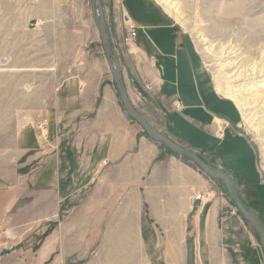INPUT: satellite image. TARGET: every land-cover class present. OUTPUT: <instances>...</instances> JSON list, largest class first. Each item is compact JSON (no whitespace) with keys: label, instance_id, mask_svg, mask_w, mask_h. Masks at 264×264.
<instances>
[{"label":"crops","instance_id":"0c3cea01","mask_svg":"<svg viewBox=\"0 0 264 264\" xmlns=\"http://www.w3.org/2000/svg\"><path fill=\"white\" fill-rule=\"evenodd\" d=\"M132 1L125 14L137 25V70L123 74L132 106L143 93L178 144L232 178L264 227V176L236 104L153 0ZM47 6L31 0L39 24ZM75 66L66 74L45 64V100L32 102L45 108L57 150L40 144L28 123L0 149V264H264L215 180L142 132L106 70Z\"/></svg>","mask_w":264,"mask_h":264},{"label":"rangeland","instance_id":"374dc122","mask_svg":"<svg viewBox=\"0 0 264 264\" xmlns=\"http://www.w3.org/2000/svg\"><path fill=\"white\" fill-rule=\"evenodd\" d=\"M47 1V20L45 18V23L39 24L37 16L31 17V0H0V65H4L0 69H19L0 72V149L11 148L16 128L28 123L40 144L57 150L59 143L56 137L51 139L49 135L50 123L45 118V108L32 104L46 97L45 77L48 78V71L42 69L45 64H58L57 72L69 70L66 74L73 72L77 64L87 69H104L111 79L110 84L116 89L94 23V1L52 0V4L51 0ZM173 1L178 3L179 21L171 18L153 0L171 24L188 36L217 88L236 104L241 114L238 128L253 145L259 170L264 176V0ZM100 3L117 65L122 76L124 74L130 78L137 70L136 55L130 51L137 25L132 23L131 18L123 22V16L128 17L125 7L132 8L134 2L100 0ZM31 68L40 70L33 72ZM105 74L102 84H106ZM27 83L34 87L31 93L24 91ZM132 84L137 83L133 81ZM38 87L42 91L33 93ZM150 87V84L146 85L147 89ZM139 94L142 97V100L139 99L140 107L136 105L133 108L152 129L177 142L166 130L163 115L145 102L143 93ZM45 120L46 140L39 137L37 125L44 122L45 132ZM136 123L149 137L141 124ZM152 140L168 151L169 148L162 142ZM182 159L191 162L188 158ZM214 180L217 184L214 188L216 194L226 198L225 204H230V210L240 216L228 197L224 183ZM242 221L246 234L250 236V243L260 247V239L254 229L243 218Z\"/></svg>","mask_w":264,"mask_h":264},{"label":"water","instance_id":"95a60500","mask_svg":"<svg viewBox=\"0 0 264 264\" xmlns=\"http://www.w3.org/2000/svg\"><path fill=\"white\" fill-rule=\"evenodd\" d=\"M93 1H94V5H93L94 23L101 37L102 48L104 51L106 63L109 67L112 78L115 81L116 90L119 94V98L126 112L129 114L131 118H133L136 122L141 124L142 128L146 131L149 137H151L156 141L162 142L169 149L173 150L181 157L190 159L191 162H193L199 169H201L210 178L221 180L224 183L228 197L235 206L237 212L240 214L243 220H245L247 224L254 229L255 233L258 235L264 254V227L243 201L241 194L239 193L236 184L232 180V178L228 174H226L223 170L210 166L207 162H205L201 158V156L195 150L183 146L181 144H178L177 142L171 140L169 137H166L165 135L152 129L149 123L145 120V118L141 116L133 108V106L130 103L129 97L127 95V90H126L125 82L123 80L122 73L117 65V61L113 52V48L111 45L109 33L107 31L106 22L103 16L100 0H93ZM95 3L97 10H95ZM95 11L99 13L98 17Z\"/></svg>","mask_w":264,"mask_h":264},{"label":"bare ground","instance_id":"6f19581e","mask_svg":"<svg viewBox=\"0 0 264 264\" xmlns=\"http://www.w3.org/2000/svg\"><path fill=\"white\" fill-rule=\"evenodd\" d=\"M162 8L163 10L171 17L173 18L175 21H179L181 19L180 14H179V9L176 7L178 5V3L174 2L173 0H155ZM95 10L96 9V3H95ZM96 15L98 17L99 13L97 11ZM127 21H130L129 17H127ZM130 24V22L128 23V25ZM229 97V96H228ZM235 98V97H233ZM232 99V98H231ZM236 100V99H235ZM264 170V169H263Z\"/></svg>","mask_w":264,"mask_h":264},{"label":"built area","instance_id":"2783aa9c","mask_svg":"<svg viewBox=\"0 0 264 264\" xmlns=\"http://www.w3.org/2000/svg\"><path fill=\"white\" fill-rule=\"evenodd\" d=\"M123 18H124L123 22L126 23V21H127L126 16L124 15ZM125 23H124V24H125ZM127 25H128V23H127ZM132 35H134V32H133V31H132ZM175 106H176V109H180V107H181L180 102L177 101L176 104H175ZM43 123H44V122H43ZM43 123L41 122V123H38V124H37V125H38V128H39V132H40V136H39V137H40V138L43 137V138H45V140H46V139H47V138H46V137H47V134H46V126H47V122H46V120H45V132H44ZM206 198H207V195H205V194H201V193H198V194H196V196H195V199H199V200H205Z\"/></svg>","mask_w":264,"mask_h":264},{"label":"trees","instance_id":"16d2710c","mask_svg":"<svg viewBox=\"0 0 264 264\" xmlns=\"http://www.w3.org/2000/svg\"><path fill=\"white\" fill-rule=\"evenodd\" d=\"M168 152H171L169 149H168ZM186 160V159H185Z\"/></svg>","mask_w":264,"mask_h":264}]
</instances>
